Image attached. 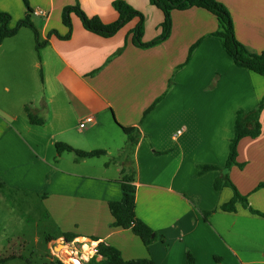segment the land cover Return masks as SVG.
Returning a JSON list of instances; mask_svg holds the SVG:
<instances>
[{
	"label": "crops",
	"instance_id": "crops-1",
	"mask_svg": "<svg viewBox=\"0 0 264 264\" xmlns=\"http://www.w3.org/2000/svg\"><path fill=\"white\" fill-rule=\"evenodd\" d=\"M78 1L90 17L118 19L116 0ZM124 1L146 18L143 41L156 39L163 13L149 0ZM219 2L231 14L237 39L254 53L264 52V0ZM76 4L29 0L33 12L49 13L31 17L40 41L48 42L40 51L28 28L0 40L1 197H34L52 228L45 234L54 238L49 244L74 234L73 241L118 249L124 260L187 264L191 254L196 264H264V218L240 203L236 212L222 211L233 191L215 188L224 170L249 206L264 214V188L257 190L264 183V110L262 134L241 140L237 164L226 170L237 112L257 109L264 77L235 65L212 36L218 21L205 9L173 11L170 37L143 49L133 45L130 33L138 19L104 38L72 15L71 37L58 38L54 31L62 37L69 32L63 10ZM0 12L10 15L14 29L28 11L23 0H0ZM29 114L43 125L31 124ZM89 117L93 122L81 129ZM118 124L139 131L138 142L129 141L131 163L112 167L103 156L77 160L73 153H57L61 142L107 155L94 132L116 134ZM204 166L218 169L201 173ZM123 172L135 176L137 218L166 242L158 238L145 247L130 229L113 227L109 203L122 199Z\"/></svg>",
	"mask_w": 264,
	"mask_h": 264
},
{
	"label": "trees",
	"instance_id": "trees-1",
	"mask_svg": "<svg viewBox=\"0 0 264 264\" xmlns=\"http://www.w3.org/2000/svg\"><path fill=\"white\" fill-rule=\"evenodd\" d=\"M23 2L27 7V17L20 21L17 27L14 29H10L8 27V24L11 20L10 15L0 12V40L4 41L5 39L12 38L22 28H28L33 31L36 39V49L37 51H40V49L47 45L48 42L40 41L39 32L31 21L33 11L29 5V0H23ZM149 2L163 13L164 22L161 26V34L156 39L148 43L143 41L146 24V18L144 14L136 10L132 5L124 0H116L113 2V7L118 13V19L113 23H104L98 16H88L81 8L79 1L77 0V4L75 6L66 7L62 13L63 23L69 29L68 34L65 37L60 36L56 31H54V34H56L57 37L62 40H68L71 37L73 29L72 15H76L81 20L84 28L87 31L104 38H111L115 36L133 20L138 19V24L130 32L132 34V43L138 48L146 49L159 45L170 37L173 24V11H186L192 8H201L209 11L217 18L218 30L213 33L212 36L221 41L224 50L233 60L235 65L240 68H246L257 75L264 77V52L254 53L237 39L235 25L231 14L228 9L221 2H219V0H149ZM196 47L197 45L191 49L190 57ZM189 60L190 58L188 61ZM187 63H185V65ZM185 65L180 68H183ZM171 85L172 80L170 81V86ZM160 101L161 99L156 101L146 111L145 116H147ZM263 110L264 99L255 110L248 112L239 110L237 112L235 136L230 145V154L227 161L226 170H229L233 165L237 164L238 145L240 141L245 138L256 139L262 134L261 114ZM27 111L29 110L27 109ZM28 117L30 123L33 125H43L44 123L42 119H37L31 114H29ZM118 125L123 133L129 138L130 143L138 142L136 135H139V131L137 128L124 127L120 124ZM56 150L58 154L73 153L75 154L77 160L100 158L106 155V151L104 150L83 151L61 142L56 144ZM216 169L218 168L213 166H204L202 167L201 173ZM120 182L123 193L122 199L120 201L109 203V210L114 218L113 227L119 229H130L135 236L140 238L145 247H149L158 238L163 242H166L165 237H158L156 232L151 227L138 219L136 216L135 208L137 187L135 185L134 174H125V172H123ZM4 186L5 184L0 181V188H3ZM225 187L232 189L233 198L230 202L224 204L221 207L222 211L236 212V206L238 203H240L243 205V207L249 209L252 214L264 218L263 213L255 211L249 206L248 197L239 193L235 185L232 183L228 173L223 170L221 177L215 183V188L216 190H221ZM261 188H264V183H261L257 187V190ZM208 216L209 214L205 215L206 221ZM63 237L67 242H72L76 236L74 234H64ZM51 240H54V238L50 235H46V242L48 243ZM99 252L102 256V259H94L87 264H156L151 258L124 260L121 252L118 249L104 244H100ZM11 259L14 258H0V264H7V262ZM216 260L220 263V258L217 257ZM187 264H196L195 259L191 254H188Z\"/></svg>",
	"mask_w": 264,
	"mask_h": 264
},
{
	"label": "rangeland",
	"instance_id": "rangeland-1",
	"mask_svg": "<svg viewBox=\"0 0 264 264\" xmlns=\"http://www.w3.org/2000/svg\"><path fill=\"white\" fill-rule=\"evenodd\" d=\"M116 129V134L104 133L103 129L94 132L108 148L102 160L112 167L119 162H133L128 137ZM51 229L34 197L12 194L2 198L0 193V258H14L7 264H58L52 260L50 250L53 246L62 250L65 242L58 239L47 243L45 234Z\"/></svg>",
	"mask_w": 264,
	"mask_h": 264
},
{
	"label": "built area",
	"instance_id": "built-area-1",
	"mask_svg": "<svg viewBox=\"0 0 264 264\" xmlns=\"http://www.w3.org/2000/svg\"><path fill=\"white\" fill-rule=\"evenodd\" d=\"M34 15L47 18L49 13L45 10H36ZM93 117L85 119L80 128L84 129L87 124L93 122ZM63 249L57 251L56 247H51L52 260L61 264H87L91 260H101L102 256L99 252L100 243L92 240H77L72 242H65ZM69 253V254H68Z\"/></svg>",
	"mask_w": 264,
	"mask_h": 264
},
{
	"label": "water",
	"instance_id": "water-1",
	"mask_svg": "<svg viewBox=\"0 0 264 264\" xmlns=\"http://www.w3.org/2000/svg\"><path fill=\"white\" fill-rule=\"evenodd\" d=\"M153 236H154V235H153ZM63 241H64V242H66V240H65V239H63Z\"/></svg>",
	"mask_w": 264,
	"mask_h": 264
},
{
	"label": "bare ground",
	"instance_id": "bare-ground-1",
	"mask_svg": "<svg viewBox=\"0 0 264 264\" xmlns=\"http://www.w3.org/2000/svg\"><path fill=\"white\" fill-rule=\"evenodd\" d=\"M59 244L57 243V246H58Z\"/></svg>",
	"mask_w": 264,
	"mask_h": 264
}]
</instances>
